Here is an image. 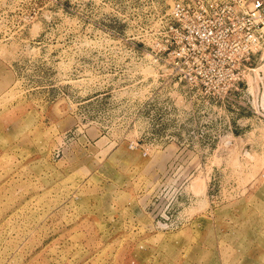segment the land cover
Returning <instances> with one entry per match:
<instances>
[{
  "label": "rangeland",
  "instance_id": "1",
  "mask_svg": "<svg viewBox=\"0 0 264 264\" xmlns=\"http://www.w3.org/2000/svg\"><path fill=\"white\" fill-rule=\"evenodd\" d=\"M174 1L0 0V264H264L252 0Z\"/></svg>",
  "mask_w": 264,
  "mask_h": 264
},
{
  "label": "built area",
  "instance_id": "2",
  "mask_svg": "<svg viewBox=\"0 0 264 264\" xmlns=\"http://www.w3.org/2000/svg\"><path fill=\"white\" fill-rule=\"evenodd\" d=\"M171 10L176 19L185 17L189 10L190 4L184 2V0H175L172 3ZM5 16V10L0 9V18ZM233 19V18H229ZM3 25L0 22V26ZM235 31L243 30V34L246 36V42L243 46L245 53L253 51L258 47L264 38V0H252L248 9L243 10L240 16H237L236 20L232 22ZM15 26H19L18 23ZM221 32H223L221 30ZM223 34L229 35L223 32ZM190 79H196V75H192L190 72L186 73Z\"/></svg>",
  "mask_w": 264,
  "mask_h": 264
},
{
  "label": "crops",
  "instance_id": "3",
  "mask_svg": "<svg viewBox=\"0 0 264 264\" xmlns=\"http://www.w3.org/2000/svg\"><path fill=\"white\" fill-rule=\"evenodd\" d=\"M7 53H0V93L5 90L11 80L12 70L8 68L6 60Z\"/></svg>",
  "mask_w": 264,
  "mask_h": 264
},
{
  "label": "water",
  "instance_id": "4",
  "mask_svg": "<svg viewBox=\"0 0 264 264\" xmlns=\"http://www.w3.org/2000/svg\"><path fill=\"white\" fill-rule=\"evenodd\" d=\"M263 104H264V101H263Z\"/></svg>",
  "mask_w": 264,
  "mask_h": 264
}]
</instances>
